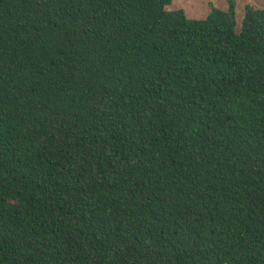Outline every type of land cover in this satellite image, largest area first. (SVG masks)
I'll list each match as a JSON object with an SVG mask.
<instances>
[{
  "label": "trees",
  "instance_id": "trees-1",
  "mask_svg": "<svg viewBox=\"0 0 264 264\" xmlns=\"http://www.w3.org/2000/svg\"><path fill=\"white\" fill-rule=\"evenodd\" d=\"M0 0V264H264V8Z\"/></svg>",
  "mask_w": 264,
  "mask_h": 264
},
{
  "label": "rangeland",
  "instance_id": "rangeland-1",
  "mask_svg": "<svg viewBox=\"0 0 264 264\" xmlns=\"http://www.w3.org/2000/svg\"><path fill=\"white\" fill-rule=\"evenodd\" d=\"M230 2L234 3L239 27L245 16L246 5H251L257 9L264 8V0H174L167 6V10H184L187 17L191 19H205L214 7L225 10L229 7Z\"/></svg>",
  "mask_w": 264,
  "mask_h": 264
}]
</instances>
